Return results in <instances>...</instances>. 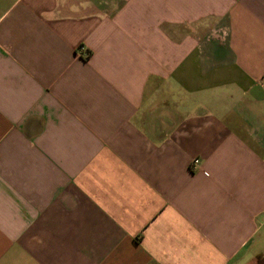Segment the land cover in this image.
Returning <instances> with one entry per match:
<instances>
[{
	"label": "crops",
	"instance_id": "crops-1",
	"mask_svg": "<svg viewBox=\"0 0 264 264\" xmlns=\"http://www.w3.org/2000/svg\"><path fill=\"white\" fill-rule=\"evenodd\" d=\"M0 264H264V0H0Z\"/></svg>",
	"mask_w": 264,
	"mask_h": 264
},
{
	"label": "built area",
	"instance_id": "built-area-1",
	"mask_svg": "<svg viewBox=\"0 0 264 264\" xmlns=\"http://www.w3.org/2000/svg\"><path fill=\"white\" fill-rule=\"evenodd\" d=\"M78 51H79V52H84L85 49H84L83 46L80 45V46H78ZM197 161H198L197 159H194V160H193L194 163H196Z\"/></svg>",
	"mask_w": 264,
	"mask_h": 264
}]
</instances>
